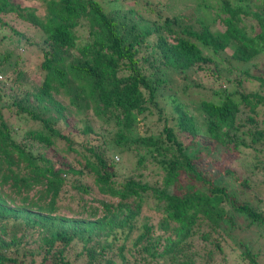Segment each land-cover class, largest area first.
<instances>
[{"label":"trees","instance_id":"obj_1","mask_svg":"<svg viewBox=\"0 0 264 264\" xmlns=\"http://www.w3.org/2000/svg\"><path fill=\"white\" fill-rule=\"evenodd\" d=\"M21 1L0 0V44L36 51L38 81L8 86L5 50L0 264H260L264 0Z\"/></svg>","mask_w":264,"mask_h":264},{"label":"rangeland","instance_id":"obj_2","mask_svg":"<svg viewBox=\"0 0 264 264\" xmlns=\"http://www.w3.org/2000/svg\"><path fill=\"white\" fill-rule=\"evenodd\" d=\"M21 3L24 6H37L38 3H36L34 0H22ZM155 3L160 4V5H164L166 4L167 7L165 8L166 11H168L169 13H177L179 11H182L185 7H187V3L183 0H155ZM184 11H187V9H185ZM211 13V11H210ZM218 29L223 30V27L220 26ZM27 34L32 37V39L34 40H38V36L35 33L34 30L32 29H27ZM7 39L5 41H3V43L0 44V57L4 54L5 50L11 51L13 53H20L21 57L20 59L17 61L16 59H14L13 56L8 57V65L10 67L9 71L10 73L7 74L9 75V78L7 79L5 76L4 80H7L8 86L10 85V81L14 79L15 74L13 73L16 70H24L26 72V78L21 80L22 82L20 83L23 89H29L31 88V86L34 84L33 82L38 81L37 78V74L34 72L33 68L35 69V67L33 66V64L36 62V51H33L32 49H30L27 46H23L22 44H18L17 43V37L15 35H10L9 33H6ZM22 58V60H21ZM15 62H16V66H15ZM263 61H261L260 63H262ZM13 73V74H12ZM14 87H19V84L13 85ZM29 87V88H28ZM198 95V94H197ZM197 95L193 96V99H198L199 96L197 97ZM76 134H73V138L75 140L81 141L82 138L81 137H76ZM59 147H61V145H59ZM204 150V149H203ZM213 154L211 155V157H213L214 160L219 161V163H221L223 165V162L225 163V161H227L228 159H230L231 157L228 156V154H226L223 151L222 147L217 146L215 149H213ZM62 153H66L65 147L64 145L62 146L61 149ZM119 152V151H118ZM204 153V157L206 155H209L210 151H207L206 149L203 151ZM118 161L123 162L125 165L128 166V174L134 173V172H129L131 170L134 169L135 167V159L129 155V154H120V153H116V156ZM206 163V161H205ZM87 183H91L90 179L86 180ZM76 196V195H75ZM74 201H71L69 198L67 199V197H64L62 199V201L60 202L61 206L63 207L62 210L66 211V208L70 205H73ZM150 206H144L143 210H142V217L141 219L144 220H149L150 223L153 224V229H156L155 227V223L158 219V214L155 210L149 208ZM241 236H244L243 238H246V234H242ZM249 240V238L247 239ZM262 253V252H261ZM82 259H79L78 264H82ZM259 262L260 264H264V252L260 255L259 257Z\"/></svg>","mask_w":264,"mask_h":264}]
</instances>
